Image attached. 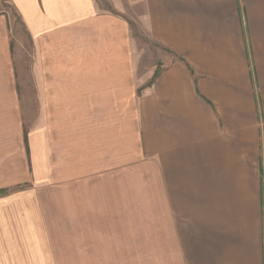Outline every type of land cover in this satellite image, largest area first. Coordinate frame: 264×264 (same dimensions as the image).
Wrapping results in <instances>:
<instances>
[{
  "label": "crops",
  "instance_id": "crops-1",
  "mask_svg": "<svg viewBox=\"0 0 264 264\" xmlns=\"http://www.w3.org/2000/svg\"><path fill=\"white\" fill-rule=\"evenodd\" d=\"M108 1L0 0V246L45 213L91 264H264V0Z\"/></svg>",
  "mask_w": 264,
  "mask_h": 264
},
{
  "label": "rangeland",
  "instance_id": "rangeland-1",
  "mask_svg": "<svg viewBox=\"0 0 264 264\" xmlns=\"http://www.w3.org/2000/svg\"><path fill=\"white\" fill-rule=\"evenodd\" d=\"M97 1L101 6L110 7L108 0ZM134 30V35L142 51L139 65L140 67L149 66L158 55V45L148 40L136 27ZM160 68L159 64L156 65L157 70ZM148 210L152 209L148 208ZM156 211L155 209L147 214V223L140 225V229L137 225H132V231L147 233L173 231L174 225L163 222L165 218L154 215ZM42 219L44 220L42 226L46 231L47 238L13 243L8 241L3 247L0 246V264H91L94 258H104L92 256V248H103L106 245L115 247L117 244L116 240H81L77 224L55 222L54 219L58 220V218L46 216L45 213Z\"/></svg>",
  "mask_w": 264,
  "mask_h": 264
}]
</instances>
